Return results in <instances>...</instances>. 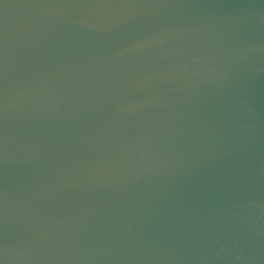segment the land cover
<instances>
[{"label": "water", "instance_id": "obj_1", "mask_svg": "<svg viewBox=\"0 0 264 264\" xmlns=\"http://www.w3.org/2000/svg\"><path fill=\"white\" fill-rule=\"evenodd\" d=\"M0 264H264V0H0Z\"/></svg>", "mask_w": 264, "mask_h": 264}]
</instances>
